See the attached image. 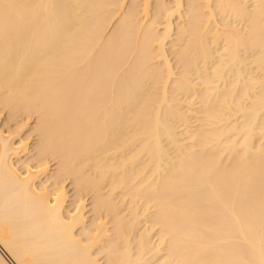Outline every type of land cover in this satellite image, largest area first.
<instances>
[{"label":"bare ground","instance_id":"obj_1","mask_svg":"<svg viewBox=\"0 0 264 264\" xmlns=\"http://www.w3.org/2000/svg\"><path fill=\"white\" fill-rule=\"evenodd\" d=\"M0 264H264V0H0Z\"/></svg>","mask_w":264,"mask_h":264},{"label":"rangeland","instance_id":"obj_2","mask_svg":"<svg viewBox=\"0 0 264 264\" xmlns=\"http://www.w3.org/2000/svg\"><path fill=\"white\" fill-rule=\"evenodd\" d=\"M33 139H34V138H33ZM33 139H31V140H33ZM31 140H30V141H31ZM32 144H33V143L30 142V145H32ZM68 183H69V182H67L66 184H68ZM68 189H70V186H68ZM70 194H72V191L70 192Z\"/></svg>","mask_w":264,"mask_h":264}]
</instances>
